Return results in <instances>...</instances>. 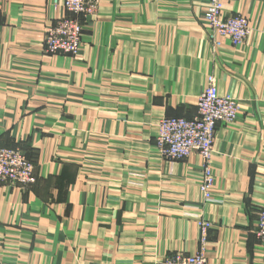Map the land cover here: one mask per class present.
Instances as JSON below:
<instances>
[{"label":"crops","instance_id":"crops-1","mask_svg":"<svg viewBox=\"0 0 264 264\" xmlns=\"http://www.w3.org/2000/svg\"><path fill=\"white\" fill-rule=\"evenodd\" d=\"M207 0H102L76 56L48 54L46 30L71 16L52 0H0V146L34 166L0 184V264H160L199 247L207 264H264L253 227L264 207V0H223L246 42L208 41ZM240 111L218 123L212 198L201 158H161L162 117L193 118L206 77Z\"/></svg>","mask_w":264,"mask_h":264},{"label":"built area","instance_id":"built-area-1","mask_svg":"<svg viewBox=\"0 0 264 264\" xmlns=\"http://www.w3.org/2000/svg\"><path fill=\"white\" fill-rule=\"evenodd\" d=\"M102 0H52L71 16L59 18L43 37V49L48 54L76 56L82 43L83 21L93 16ZM208 41L219 46L221 39H229L232 45L244 43L250 33L249 22L240 13H223V0H207L203 11ZM240 109L236 99L218 94L216 79L209 74L206 85L197 97L196 115L193 118L162 117L156 124L153 149L161 158L181 160L192 153L201 158L199 191L203 199L212 198L214 174L211 168L213 142L218 123L231 125ZM35 180L34 166L21 149L0 146V184L26 187ZM199 247L193 254L174 251L165 254L160 264H207L205 253L208 245L210 221L199 218ZM253 234L259 246L264 248V207L258 210Z\"/></svg>","mask_w":264,"mask_h":264},{"label":"rangeland","instance_id":"rangeland-1","mask_svg":"<svg viewBox=\"0 0 264 264\" xmlns=\"http://www.w3.org/2000/svg\"><path fill=\"white\" fill-rule=\"evenodd\" d=\"M247 38H248V37H247ZM247 38H246V39H247ZM245 42H246V40L244 41V43H245ZM244 43H242V44H244ZM242 44H241V45H242ZM216 87H217V86H216ZM230 96L233 97L232 95H230ZM233 98L235 99V97H233ZM236 101H237V100H236ZM237 104H238V106H239V103H238V102H237ZM239 109H240V106H239Z\"/></svg>","mask_w":264,"mask_h":264},{"label":"bare ground","instance_id":"bare-ground-1","mask_svg":"<svg viewBox=\"0 0 264 264\" xmlns=\"http://www.w3.org/2000/svg\"><path fill=\"white\" fill-rule=\"evenodd\" d=\"M62 5V4H61Z\"/></svg>","mask_w":264,"mask_h":264}]
</instances>
